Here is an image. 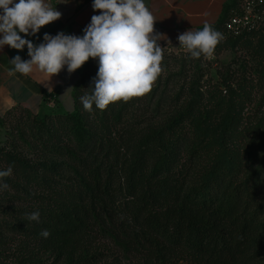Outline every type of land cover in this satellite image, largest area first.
I'll return each mask as SVG.
<instances>
[{"label": "trees", "instance_id": "16d2710c", "mask_svg": "<svg viewBox=\"0 0 264 264\" xmlns=\"http://www.w3.org/2000/svg\"><path fill=\"white\" fill-rule=\"evenodd\" d=\"M239 5L228 0L213 29L227 32ZM257 34L229 36L214 52L249 50ZM171 56L178 66L150 92L89 111L91 58L75 109L35 116L21 133L33 156L0 147V171L13 166L0 189V264H38L39 254L54 264H264V114L245 118L251 95L233 70L204 89L205 57ZM34 211L39 223L25 218Z\"/></svg>", "mask_w": 264, "mask_h": 264}, {"label": "clouds", "instance_id": "9594fccd", "mask_svg": "<svg viewBox=\"0 0 264 264\" xmlns=\"http://www.w3.org/2000/svg\"><path fill=\"white\" fill-rule=\"evenodd\" d=\"M92 9L100 14L91 17L82 36L44 33L43 42L34 45L20 33L36 36L41 28L59 20L62 13L46 0H0V50L5 45L16 50L26 46L30 57L12 58L14 67L9 74L28 76L35 67L50 82L65 66L72 74L92 58L98 63V71L89 87L91 94L81 97L84 109L89 111L93 103L104 110L110 103L128 102L150 92L162 71L163 53L158 42L168 40L166 34L154 30L158 19L144 0H93ZM177 39L191 58L203 55L212 59L223 36L205 23L201 30L185 31ZM70 89L60 96L66 97ZM12 171L13 166L0 171V189L9 188L3 178L11 176ZM25 218L39 223L40 212L25 213ZM40 235L47 238L50 233L43 230Z\"/></svg>", "mask_w": 264, "mask_h": 264}, {"label": "crops", "instance_id": "0c3cea01", "mask_svg": "<svg viewBox=\"0 0 264 264\" xmlns=\"http://www.w3.org/2000/svg\"><path fill=\"white\" fill-rule=\"evenodd\" d=\"M228 0H144L146 6L158 19L154 25L155 32L166 34L168 40H160L158 43L166 46H173L178 42V35L188 30H196L205 23L213 24L217 22L223 10V6ZM18 2V0H17ZM46 2L56 7L62 13V17L43 27L36 36H25L22 38L31 40L34 45L43 42L44 33L55 36L59 32L68 35L82 36L83 29L90 23L93 15L100 14L92 9L93 0H46ZM2 38V36H0ZM171 41L169 43L168 41ZM16 55L22 60H28L27 47L23 50L12 49L5 45L0 50V120L8 111L15 107H22L31 112L43 114L50 109L48 100L55 95L57 98L56 107L59 112H71L75 109L73 91L81 78V74L89 59L80 69L69 74L67 67L58 75L47 77L35 69L28 76L20 73L10 75L13 69L10 60ZM66 97H61L68 88ZM70 103H66L69 101ZM1 133V127H0Z\"/></svg>", "mask_w": 264, "mask_h": 264}, {"label": "rangeland", "instance_id": "374dc122", "mask_svg": "<svg viewBox=\"0 0 264 264\" xmlns=\"http://www.w3.org/2000/svg\"><path fill=\"white\" fill-rule=\"evenodd\" d=\"M259 31L260 34L252 36L253 45L249 50L243 47H228L216 51L212 59L204 58V68L202 70L204 76L201 83L204 85V89L212 84L218 85V83L223 80L224 76L229 73V70L234 71L231 76L232 83L238 86L242 85L251 95L250 98H248L251 103L246 106L244 112L245 118L249 121L255 120L264 114V28ZM222 36V40L225 41L232 35L228 32H223ZM249 36L251 37V35ZM159 45L162 47L163 53L161 73L166 76V73H169L168 71L171 65L178 66L174 60L172 62L171 57L173 56L171 55H178L181 52H186V50L183 47L175 45L166 46L161 43H159ZM167 58H170L168 64L165 62L169 61ZM174 78L178 87H180L183 84V82H178L180 77L175 76ZM161 88L163 89L164 87ZM169 89L171 88L169 87ZM154 98L156 99V96ZM148 99L150 100L151 98ZM59 113L63 112L54 110L51 107L47 113L43 114L34 113L21 107L12 109L2 116L0 120V147L5 144H8V146H10L11 143L14 145L17 144L25 153L29 156H33V154L28 151L29 147L21 140V133L24 132L25 137L28 136L27 133L33 126V119L35 116L41 117L44 114L54 115ZM152 114V111H150L147 116H145V119L151 118ZM165 114V112H160L159 115L164 116ZM35 201V199L30 198V200H25L24 203L23 201H17L16 205H31ZM37 261L39 262L38 264H54L52 263V258L47 259V255L42 256V254H39V259H37ZM8 263L13 264L12 262Z\"/></svg>", "mask_w": 264, "mask_h": 264}, {"label": "built area", "instance_id": "2783aa9c", "mask_svg": "<svg viewBox=\"0 0 264 264\" xmlns=\"http://www.w3.org/2000/svg\"><path fill=\"white\" fill-rule=\"evenodd\" d=\"M264 28V0H240L239 10L234 12L225 24L226 31L232 36H241ZM175 46H180L179 41ZM57 98L51 96L48 104L56 107Z\"/></svg>", "mask_w": 264, "mask_h": 264}]
</instances>
